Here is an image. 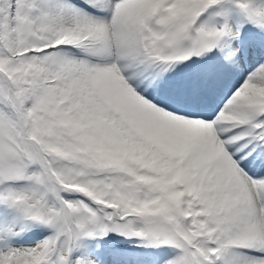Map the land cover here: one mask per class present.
Returning a JSON list of instances; mask_svg holds the SVG:
<instances>
[{
  "label": "snow or ice",
  "instance_id": "1",
  "mask_svg": "<svg viewBox=\"0 0 264 264\" xmlns=\"http://www.w3.org/2000/svg\"><path fill=\"white\" fill-rule=\"evenodd\" d=\"M118 238L264 264V0H0V264Z\"/></svg>",
  "mask_w": 264,
  "mask_h": 264
},
{
  "label": "bare ground",
  "instance_id": "2",
  "mask_svg": "<svg viewBox=\"0 0 264 264\" xmlns=\"http://www.w3.org/2000/svg\"><path fill=\"white\" fill-rule=\"evenodd\" d=\"M241 77H237L233 80V83L239 82ZM119 247L127 249L124 253L125 259L122 261V264H152V262L158 263V257L160 255V250H155L153 253H149L146 250H137L136 248L124 247V245L118 244ZM148 256H147V255ZM150 257V258H149ZM149 258V261H147Z\"/></svg>",
  "mask_w": 264,
  "mask_h": 264
},
{
  "label": "rangeland",
  "instance_id": "3",
  "mask_svg": "<svg viewBox=\"0 0 264 264\" xmlns=\"http://www.w3.org/2000/svg\"><path fill=\"white\" fill-rule=\"evenodd\" d=\"M40 231L41 230H39V229L36 230V232L34 233V235H39ZM117 242H118V244L124 245V247L135 248V242H124L123 241V238H118V241ZM155 250H157V249H146V251L149 253V255H150V252L153 253V251L155 252ZM149 258H148L147 261H149ZM152 264H158V263L157 262L156 263L155 262H152Z\"/></svg>",
  "mask_w": 264,
  "mask_h": 264
}]
</instances>
